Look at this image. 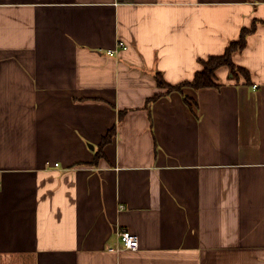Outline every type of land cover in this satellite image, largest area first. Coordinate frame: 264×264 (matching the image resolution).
I'll use <instances>...</instances> for the list:
<instances>
[{"label":"crops","instance_id":"1","mask_svg":"<svg viewBox=\"0 0 264 264\" xmlns=\"http://www.w3.org/2000/svg\"><path fill=\"white\" fill-rule=\"evenodd\" d=\"M0 264H264V0H0Z\"/></svg>","mask_w":264,"mask_h":264},{"label":"trees","instance_id":"2","mask_svg":"<svg viewBox=\"0 0 264 264\" xmlns=\"http://www.w3.org/2000/svg\"><path fill=\"white\" fill-rule=\"evenodd\" d=\"M251 30L244 29L241 32L240 38L236 42H232L227 48L226 52L222 56L211 57L208 60H201L200 64L202 66V70L197 72L195 78L192 82H184L180 85L172 86L168 84L162 74H157V84L159 89H164L167 91V95L173 93H179L184 96L185 103L192 108L191 99L187 97L184 93L185 89H193L195 91L203 90V89H211V88H219L220 85L217 83V72L221 68H228L230 72L233 74L235 78L239 75L246 78L250 81L249 73L237 67L234 63L233 57L235 54L244 51L247 46V39ZM165 95L157 94L154 98L148 101L149 104H154L158 100H160ZM113 132H110L109 135L104 138V142L102 146L108 145L112 141Z\"/></svg>","mask_w":264,"mask_h":264},{"label":"built area","instance_id":"3","mask_svg":"<svg viewBox=\"0 0 264 264\" xmlns=\"http://www.w3.org/2000/svg\"><path fill=\"white\" fill-rule=\"evenodd\" d=\"M117 49L127 51L128 47L123 42H118V45L115 50L109 51V56H115L117 54ZM117 236L119 239L120 247L112 250L114 253H121L122 250H131L137 251L140 248L139 238L127 230L119 229L117 231Z\"/></svg>","mask_w":264,"mask_h":264}]
</instances>
